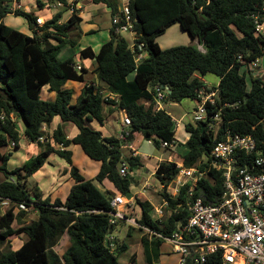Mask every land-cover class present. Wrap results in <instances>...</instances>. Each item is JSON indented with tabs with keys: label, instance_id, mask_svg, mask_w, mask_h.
<instances>
[{
	"label": "trees",
	"instance_id": "16d2710c",
	"mask_svg": "<svg viewBox=\"0 0 264 264\" xmlns=\"http://www.w3.org/2000/svg\"><path fill=\"white\" fill-rule=\"evenodd\" d=\"M14 1L0 0V111L7 114L5 122H0V172L5 176L0 181V197L11 199L14 205L34 207L38 215L29 224L15 227L13 207L0 214L2 239L9 240L22 233L29 237L18 249L0 248V264H121L110 240L116 224L110 222L111 200L118 193L131 196L133 177L120 174L121 163L127 161L131 168L141 164L139 156L125 155L122 145L133 141L136 133L153 140L157 147L164 141L178 145L173 117L165 110L155 109L152 91L156 85L169 87L166 101L197 100L198 91L207 85L194 74L213 73L220 77L216 99L217 107L222 108L223 120L217 132L209 129L208 122L186 124L189 139L182 161L187 166L202 165L227 129L242 135L254 134L264 140V79L250 74L252 69L247 66L264 56V33L258 29V24H264V0H129L135 18V46L132 48L129 40L112 27L110 39L98 52L92 47L80 51L81 57L95 59L98 79L115 97L88 83L75 103L73 91L63 86L69 80L85 81L87 70L78 69L73 58L61 59L58 55L64 45H76L70 32L82 21L80 11L75 10L68 20L61 22L64 13L61 9L43 25H38L34 13L13 9ZM57 1L70 9L68 0ZM92 1L112 5L110 0ZM38 4H42L41 0ZM9 13L23 16L33 35L6 24L4 17ZM177 23L193 41L197 39L204 45V51L190 43L161 47L158 38ZM141 42L144 47L139 49L137 44ZM140 53L143 58L137 61ZM133 73L134 77L130 78ZM45 85L57 92L54 100L41 98ZM147 100L151 101L149 105L145 104ZM225 103L231 106L223 107ZM105 106L111 115L116 110H124L131 118L129 140L105 137L87 125V120L93 119L104 123ZM217 107L213 112L218 111ZM56 116L64 123H74L78 134L67 138L60 124L52 136H46L43 127L50 125ZM20 121L24 123V135L37 142L40 149L22 165L11 169L12 152L2 150L11 141L16 143L15 148L20 147ZM41 136L48 140H38ZM73 144L80 145L88 157L101 162L94 179L101 184L106 180L111 182L116 191H102L94 179L82 174L69 148ZM52 153L71 166L74 183L65 201L43 198L37 184L29 185V178L45 165ZM176 166L175 161H162L156 169L157 177L164 184L162 196L169 202L166 208L169 212L161 220L154 218L150 201L136 199L141 211L139 223L165 235H171L189 214L188 185L176 197L168 190L178 175ZM222 192V177L215 171L201 178L196 186V193L205 195L208 201L218 200ZM65 234L69 246L59 254L55 247ZM154 238L151 244L159 254L164 240ZM142 239L147 260L153 264L149 241L146 237ZM125 248L123 245L122 250ZM220 262L218 257L208 264Z\"/></svg>",
	"mask_w": 264,
	"mask_h": 264
},
{
	"label": "built area",
	"instance_id": "2783aa9c",
	"mask_svg": "<svg viewBox=\"0 0 264 264\" xmlns=\"http://www.w3.org/2000/svg\"><path fill=\"white\" fill-rule=\"evenodd\" d=\"M58 6L64 4L57 1ZM69 10L73 13L80 10L79 0L69 3ZM38 25L45 21L37 18ZM112 25L118 33L129 31L135 38V18L126 0L119 13L112 18ZM258 29L263 31V24H258ZM136 43H132V48ZM139 49L144 43L137 44ZM143 54L137 55V61ZM242 60V56H239ZM250 69L259 66V59L249 62ZM80 69V67L78 68ZM207 85V84H206ZM169 87L156 85L153 94L156 110H164L163 102L166 101ZM218 86H203L198 91L197 106L193 111L194 122H208L210 130L217 132L220 128L222 115L217 107ZM224 106H231L225 103ZM217 107L218 111L213 112ZM7 114L0 111V122H5ZM125 127L120 132L118 139L126 141L130 136L131 118L124 116ZM179 124V122H177ZM46 142V136L39 137ZM174 142L164 141L163 147L174 146ZM14 141L10 147H15ZM60 146V145H58ZM178 175L168 186L172 197L179 195L181 190L188 185L187 210L188 218L179 222V227L171 235L155 232L139 223L135 206V199L116 194L111 200L113 208L110 222L115 224L117 219L129 222L131 225L144 229L154 237H160L168 242L175 253L180 255L179 264H185L192 258L195 264H208L212 259L220 257V264H264V140H259L254 134L242 135L227 129L224 138L218 141L211 152L204 158L200 166H187L183 161L176 162ZM127 162H122L120 174H129ZM220 173L223 183V192L216 201H208L203 194L196 193V186L201 178L209 172ZM169 202L163 199L162 203L154 208V218L161 220ZM0 205L18 206L24 209L31 207L19 204L14 205L11 199L0 197ZM127 209V210H126Z\"/></svg>",
	"mask_w": 264,
	"mask_h": 264
},
{
	"label": "rangeland",
	"instance_id": "374dc122",
	"mask_svg": "<svg viewBox=\"0 0 264 264\" xmlns=\"http://www.w3.org/2000/svg\"><path fill=\"white\" fill-rule=\"evenodd\" d=\"M36 10L37 9H34V11ZM90 13L93 16L94 23H97L99 26L97 30L93 32V35H88L82 39L80 38L81 37L80 33L70 34V37L76 41V44L78 43L81 46L86 45L90 37L98 38L101 41V36L103 35V33L110 34L108 30L112 26L111 9L105 8L97 13H95L94 11H90ZM7 18H11L12 20L11 23L13 25L14 24L17 25V29L22 28L23 24H27L26 19L21 15L14 14ZM89 20H87L86 18L84 19V21H89ZM86 23L89 24L91 22H86ZM86 23L82 24V28L87 25ZM74 29L81 30V27L78 26ZM263 29H264V26H263ZM121 34L127 40H129L131 44L134 43L133 34L131 32L124 31V32H121ZM180 37L178 35L169 34L165 36L166 39L162 37L161 43L165 47H168V46L172 47L173 45H175L174 43H176L177 41H181V42H178L177 45L190 43L195 46H198L200 49L204 48L203 44H200L197 39L193 41L190 35L185 31L183 32V34H181ZM71 54L73 55V59L75 61H78L77 56L75 55L76 54L75 49H73V52ZM261 69H264V58L262 57L259 58V67H256L250 70V74H252L253 76H260V74L262 73ZM204 78L208 82L218 80L217 79L218 77L213 73H208ZM249 81H250V78H249ZM197 104H198L197 100L191 99V98L183 99L180 102H172V101L163 102L164 108L166 109L168 113H170V115L173 117L175 121L174 129L176 131L175 135L178 141V145L169 151V149H167L166 147H163V146L157 147L153 140H148L141 133H137L133 140L134 142L132 143H135V142L137 143L136 148L138 149L139 155L143 160V165L141 167L131 168L130 164L128 163L129 168H130V173L132 171V174L130 175L131 177L139 179L141 183H146L148 181V183H150V185H152L156 190L160 189L161 182L158 179V177L155 175V173H153L154 166H155L154 163H156L157 160L159 159L167 160L169 155H173L172 158H174V160H178V161L182 160V155L187 150L186 141L189 137V134L185 128V125L189 120H191V118H193V109L197 106ZM105 108H108V106H105ZM179 121L180 123L178 124L177 122ZM114 124H115V127L118 129L119 124L117 123V121H114ZM71 127L75 128L76 126L72 124V125H68L64 129L68 133H71ZM19 131L22 137L24 135V123L22 121L19 122ZM45 134L48 137L52 136V132L50 131L49 132L46 131ZM31 143L32 142H30L28 139H25L22 137L20 141V147L12 148L9 145L3 148L4 152H8V151L12 152V157L9 162V168L12 169V168L22 165L23 162L29 159V156L32 155V152L34 153L36 152L37 149L35 151H32L31 148H36V147L30 146ZM73 152H74V159L79 164L78 167L81 169L82 174L88 179H91L92 177L95 178L96 174H94V172L97 171V168H98L97 161L88 157V155L84 153L80 145H76L75 148L73 149ZM123 152L125 155H131V147L124 149ZM57 159H58V163H60L61 165H63L64 162H66L64 159L60 157H57ZM60 159L63 161L61 162ZM57 167H58L57 165L47 166V168H49L50 171H56ZM60 175L62 176L64 175L63 170L60 171ZM4 179H5L4 174L0 172V181ZM42 180L44 181V179ZM72 183H73L72 179H69L64 183V186L60 188V195H61L60 197L66 196L68 188ZM29 185H32V186L35 185V179L32 176L29 178ZM133 186L135 187L136 185L133 184ZM133 189L135 191L137 188L135 187ZM161 192H162V188L158 193H156V195L158 196V202H156L157 204L161 203L162 201L163 196ZM12 207L14 210V214L16 215V218H15L16 221L13 223V226L15 227H18L20 224L27 225L33 219L37 218L38 212L35 210L34 207H31L29 209H24L18 206L0 205V214L3 215L6 211H8ZM167 211L168 210L165 209V212ZM136 212H137V216L139 217L141 213L138 207L136 209ZM1 222L2 221L0 220V228H1ZM143 237H146L149 241L150 253L153 259V264H179L180 255L173 251L172 246L168 242H163L162 245L160 246V250H161L160 253L156 254L157 250L151 244L152 240L155 239L154 236L147 233L144 229H140L137 226L131 225L127 221H124L122 219H117L115 227L110 234V240L112 242L111 245L113 249H115L116 253L119 255V260L121 264H150L147 260L146 249H145V245L142 239ZM68 244H69L68 238H67V235L65 234L63 238L61 239L59 245L56 246V249L60 253H62L63 251H65L66 246H68ZM19 245H20V239L16 240V237H14L11 241H9L8 239H2L0 237V248L3 249L4 251H8L10 249H13V250L18 249ZM123 245H125L126 248L122 250Z\"/></svg>",
	"mask_w": 264,
	"mask_h": 264
},
{
	"label": "crops",
	"instance_id": "0c3cea01",
	"mask_svg": "<svg viewBox=\"0 0 264 264\" xmlns=\"http://www.w3.org/2000/svg\"><path fill=\"white\" fill-rule=\"evenodd\" d=\"M38 1L39 0H15L12 5H13V9L20 8V9H23L25 11L32 12L37 17H41L45 22L47 20H50L54 16V14L56 12H58L59 10H61V9H64V13H63V17L61 19V22H64V21L68 20V18L71 16L70 10L69 9H66L64 7V5L63 6H58L57 5V0L56 1H52V0H41V2H42L41 5L38 4ZM72 1L73 0H68V3H71ZM110 2L112 4L111 6H109L107 2L95 3L92 0H79L80 6H81V9L79 10L80 11L79 14L82 17V21H81V23L79 25L81 27V30H79V29H72V31L70 32V34H74V33L75 34H79L80 33V36H81L80 38H82V39L85 38L88 35H93V32H95V30H97V28L99 26H98L97 23H94L93 16L90 13V11H94L95 13H97V12H99V11L105 9V8H109V9H111L112 18H113V16L116 13H119L122 10V7L125 4L126 0H110ZM34 9H37V10L34 11ZM86 10H88V11H86ZM67 12H68V14H67ZM12 15H14V13L7 14L4 17V21H5L6 24H8V25H10L12 27L14 26V28L17 29V25H15V24L13 25L11 23L12 22L11 18H7V17L12 16ZM85 18L87 20H89V19L90 20L89 21H84ZM86 22H91V23L87 24ZM26 23L27 24H23V27L20 28V29H18V30H20V31H22V32H24V33H26L28 35H33V30L30 28L29 23H28L27 20H26ZM84 23H86L87 25L82 28V24H84ZM263 26H264V24H263ZM112 27H113V25L111 26V28ZM111 28H109V30H108L110 34L103 33V35L101 36V41L98 38L90 37L88 39L86 45H84V46H81L80 44L77 43L75 46H72V47H71V45L68 46L69 44H66V45H64L62 47V49H61V51H60V53L58 55L59 58H61V59L73 58V55L71 53L73 52V49H75V51H76V54L75 55L77 56V60L78 61H75V60L74 61L77 64V68L83 67V68H85L87 70L86 80L85 81H82L81 82V81L69 80L63 86L64 88L71 89L73 91V103H75L78 100L79 96L82 93V90H83L84 86L86 84H88V83H94V84H96L100 88L102 86L101 90H102V92L105 95H109L111 98H114L115 97V95L112 94L109 91V89L107 88V86L98 79L97 73L95 72V67H96V64H95V61H94L95 59L94 58H83L80 55V51L83 48H86V47H92V49L95 52H98L100 50L101 46L110 39V37H111ZM183 32L184 31L181 29V27H180V25L178 23L177 24H174L173 26H171L166 31L165 34L161 35L158 38V41H159L161 47H163V48H168L169 47V46L168 47H165V46L162 45V43H161L162 42V37L164 39H166L165 36L166 35H169V34L170 35H178L180 37L181 34H183ZM80 40H79V42H80ZM178 42H181V41H177L176 43H174L175 45H173V46H176L178 44ZM201 50L204 51V48H201ZM61 55H63V56H61ZM262 58H264V56ZM261 70H262V73L260 74V76L264 79V69H261ZM134 75L135 74L133 73L130 76V78H133ZM206 75H202L200 72H196L194 74V76H197L200 79L204 80V82H206L207 85L218 86V84L220 82V77L218 75L215 74L218 77L217 78L218 79L217 81H209V82L204 78ZM56 96H57V92L56 91H51L49 85H45L42 88V90H41V98L42 99H45V100H54L56 98ZM150 103H151V101H149V100L145 101V104L146 105H149ZM109 110H110L109 107L104 109V113L106 115V119H105L104 123H100L97 119L87 120L86 123L90 127L101 131V133L105 137H109V136H117L118 137L119 134H120V132L122 131V129L125 127V124H124L123 120H124V116L127 115V113L124 110H116L114 112V114L111 115L110 112H109ZM164 110L166 111L165 108H164ZM193 111H194V109H193ZM114 121H117V123L119 124V128L118 129L115 127ZM71 123L72 122H65L64 123L59 116H56L53 119V121L51 122V124L50 125H45L43 127V129L45 130V132L46 131L53 132L54 129H56L58 127V125H60V124L63 125V128H66L68 125H72V124L74 126H76L74 123H72V124ZM179 123H180V121H179ZM187 123H192L194 125L197 124L196 122H194V118H191V120H189ZM126 128L129 129L130 127L128 126ZM185 128H186V125H185ZM64 131H65V129H64ZM78 132H79V129L77 127H75V128L74 127H71V133H68L67 131H65L67 138H73L74 136H76L78 134ZM136 134H135V136H136ZM130 136H129V138L127 140L130 139ZM22 137L25 138V139H27V137L25 135H23ZM188 139H189V137H188ZM30 142H32V141H30ZM123 142H125V141H123ZM132 142H134V141H131L130 143H127L125 145H122V150L131 147V155H128V156H139L140 157L139 152H138V149L136 148V144L137 143L136 142L135 143H132ZM30 146L36 147V148H31L32 151H35L36 149L39 151V145H38L37 142H32L30 144ZM75 146H76V144H73L69 148L72 149V151H73V149L75 148ZM175 147L176 146H173L172 149L175 148ZM172 149H169V151L172 150ZM37 150H36L35 153L32 152V155L31 156L36 155L38 153ZM31 156H29V158ZM172 156L173 155H169L167 160H165V159H159V160H157V162L154 163L155 166H154L153 173H155V175H156V169H157V167L159 166V164L162 161H175V162H178V160H174V158H172ZM57 157H60V156L57 153H52L49 156V158H48L47 162L45 163V165L40 170H38L36 173H34L32 177L35 179V184H37L40 187V190H41V192L43 194V198H46V197L49 196L52 200H55L56 198H61L63 201H65L66 198H67V196H68V194H69V192H70V189H71V187H72V185L74 183V180L71 178V174H70V168H71V166H70V164L64 158L60 157V158H62V159H64L66 161V162H64L63 165H61L60 163H58ZM73 159H74V152H73ZM140 160H141V164L140 165H137L136 168L137 167H141L143 165V160H142L141 157H140ZM62 161L63 160H61V162ZM179 161H182V160H179ZM74 162H75V164L77 166L79 165L75 159H74ZM125 162H127V161H125ZM97 163H98V168H97V171L94 172V174H97V172L100 169L101 162L97 161ZM65 164H67V165H65ZM127 164H128V162H127ZM51 165L52 166L53 165H57L58 166L56 168V171H50V169L47 168V166H51ZM62 170H63V173H64L63 176L60 175V171H62ZM128 170H129V174L128 175H131L132 174V171L130 173V168ZM80 171H81V169H80ZM42 179H44V181ZM69 179H72L73 183L69 186L68 191L66 193V196L65 197H60L61 196L60 195V188L62 186H64V183L67 180H69ZM91 179H94V177H92ZM158 179L160 180V178H158ZM94 181H95V183L98 185V187L102 191H105V190L116 191L115 188H114V186H113V184L111 182L107 181V180L104 181L103 184L97 182L95 179H94ZM160 182H161V187H160L159 190H156L152 185H150V183H148V181L146 183H141V181L139 179H136V178L133 177V182H132V185H131V196H130V199H133V200L135 199V202H136V199L137 198H141V200H148V201H150L153 204V206L155 208L156 206L160 205L162 203L163 199H164L162 197L161 203H159V204L156 203V202H158V196L156 195V193H158L161 190V188H162V190L164 189L163 182L161 180H160ZM133 184H135L136 185L135 187L137 188L135 191L133 189V188H135L133 186ZM137 207L140 209V207L138 205H136L135 210L137 209ZM140 213H141V211H140ZM22 235H24V236H22ZM14 237H16V240L17 239H20V245H19L18 248H20L22 246V244L25 241H27L28 238H29L26 233H22V234H20L18 236H14ZM14 237H12L11 239H9V241H11ZM68 246H69V244H68ZM68 246H66V249H67ZM55 250L59 254H62L64 252L63 251L62 253H60L56 249V247H55Z\"/></svg>",
	"mask_w": 264,
	"mask_h": 264
},
{
	"label": "water",
	"instance_id": "95a60500",
	"mask_svg": "<svg viewBox=\"0 0 264 264\" xmlns=\"http://www.w3.org/2000/svg\"><path fill=\"white\" fill-rule=\"evenodd\" d=\"M80 73H81V71H80ZM0 81H1V78H0ZM106 241H107V245H109L110 243H109V241H108V238H107ZM185 264H195V263H194V260H193L192 258H188V259L186 260Z\"/></svg>",
	"mask_w": 264,
	"mask_h": 264
}]
</instances>
